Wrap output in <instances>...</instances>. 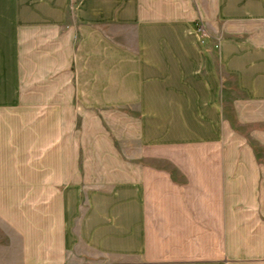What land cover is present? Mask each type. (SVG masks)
<instances>
[{"label":"crops","instance_id":"1","mask_svg":"<svg viewBox=\"0 0 264 264\" xmlns=\"http://www.w3.org/2000/svg\"><path fill=\"white\" fill-rule=\"evenodd\" d=\"M55 109L134 110L156 161L58 183L56 241L17 264H264L229 242L230 195L264 189V0H0V204L43 142L23 111Z\"/></svg>","mask_w":264,"mask_h":264},{"label":"rangeland","instance_id":"2","mask_svg":"<svg viewBox=\"0 0 264 264\" xmlns=\"http://www.w3.org/2000/svg\"><path fill=\"white\" fill-rule=\"evenodd\" d=\"M58 97L66 99V95ZM23 113L29 128L37 132L43 129V142L37 145L36 140H28L27 157L12 158L13 164L27 161L28 170L23 164L13 167L19 168L20 188L13 190L11 204H0V264L22 262L26 246L32 251L28 258L34 259L44 241L49 246L54 244L51 212L61 181L75 176L89 186L103 188L117 179L132 177L134 165L156 161L143 156L142 148L131 139L135 132L134 110L55 109ZM35 165L43 168L42 188ZM70 167L77 172L70 173ZM27 180L28 189L24 184ZM0 194L4 198L3 192ZM230 196L236 201L230 245L238 250L264 247V189L237 190Z\"/></svg>","mask_w":264,"mask_h":264}]
</instances>
